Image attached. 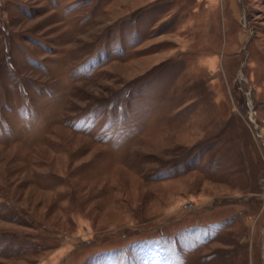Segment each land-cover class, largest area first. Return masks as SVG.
Masks as SVG:
<instances>
[{
    "label": "rangeland",
    "instance_id": "1",
    "mask_svg": "<svg viewBox=\"0 0 264 264\" xmlns=\"http://www.w3.org/2000/svg\"><path fill=\"white\" fill-rule=\"evenodd\" d=\"M0 264H264V0H0Z\"/></svg>",
    "mask_w": 264,
    "mask_h": 264
}]
</instances>
